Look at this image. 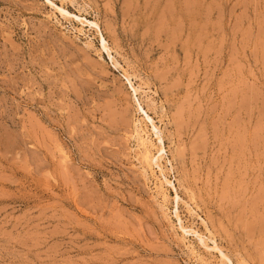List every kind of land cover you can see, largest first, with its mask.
<instances>
[{
	"label": "rangeland",
	"instance_id": "1",
	"mask_svg": "<svg viewBox=\"0 0 264 264\" xmlns=\"http://www.w3.org/2000/svg\"><path fill=\"white\" fill-rule=\"evenodd\" d=\"M230 262L264 264V0H0V264Z\"/></svg>",
	"mask_w": 264,
	"mask_h": 264
},
{
	"label": "bare ground",
	"instance_id": "2",
	"mask_svg": "<svg viewBox=\"0 0 264 264\" xmlns=\"http://www.w3.org/2000/svg\"><path fill=\"white\" fill-rule=\"evenodd\" d=\"M49 3L50 4H52L53 5V3H52V1H49ZM62 4V3H61ZM54 6H56V5H54ZM72 6V5H71ZM73 7V6H72ZM55 8V7H54ZM56 9L62 14V15H65V14H68V12L63 8V6L62 5H60L59 7H56ZM63 13H65V14H63ZM56 17V16H55ZM80 18V17H79ZM78 18V19H79ZM55 19V18H54ZM77 19V18H76ZM79 22L81 23V24H87V25H90V27L91 26H95V27H97V30L99 31V29H98V26H97V24L94 22V21H87V20H84V19H79ZM85 22V23H84ZM60 23V22H59ZM79 29V28H78ZM96 29V28H95ZM96 30V31H97ZM77 31V30H76ZM81 31V30H80ZM99 33V37H100V43H101V49L103 48V49H105V50H107V52H108V47L106 46L107 44H106V41H105V39H104V37H103V35L100 33V32H98ZM83 34V33H82ZM89 37V36H88ZM86 39V38H85ZM86 44V43H85ZM104 50V51H105ZM116 50V49H115ZM109 53V52H108ZM98 54V53H97ZM110 55V54H109ZM111 56V55H110ZM112 57V56H111ZM110 57V58H111ZM111 60V59H110ZM116 63V62H115ZM117 65V64H116ZM115 66V65H114ZM116 67V66H115ZM118 67V66H117ZM126 74V73H125ZM132 76V75H131ZM126 79H127V81H128V83H129V85H130V87L132 88V90H133V92L135 93V94H138V87H135V86H133V84H132V82L130 81V78H129V75H126V77H125ZM136 78V77H135ZM138 81V80H137ZM141 81H143L142 79H141ZM144 84V83H143ZM139 85V84H138ZM139 91H141L140 90V88H139ZM141 93H143V90H142V92ZM137 98V97H136ZM149 98V97H148ZM153 99V98H152ZM139 100V99H138ZM137 100V107H138V109H139V112L141 111L142 112V114L144 115V117L146 118V119H148L150 122H151V126H152V129L155 131L154 133H155V135H156V139H157V142H158V145H157V147L155 148L156 149V151H155V153H156V155H154V154H152L154 151H152V153H151V147H153V144H152V140L150 141L149 139H148V136H147V134L145 135V133H143V134H141L139 131H138V129H136V138H137V141H138V146L141 148V155H142V159L144 160V162H146V164L148 165V166H151L152 165V163H153V165L155 164L156 165V167H158V169L160 170V172L162 173V169H161V164H160V160L162 159V152H163V150H164V147H163V145H162V138H161V136H160V134H159V129H158V126L155 124V122H153L154 120H152V118L147 114V112H146V110L145 109H143L144 107H142V105H141V103L142 102H140V101H138ZM155 103V102H154ZM150 104V103H149ZM158 104V103H157ZM160 105V104H159ZM135 107V106H134ZM158 108V107H157ZM163 111V110H162ZM167 112V111H166ZM162 114V113H161ZM167 115V114H166ZM140 117V116H139ZM160 117V116H159ZM143 118V117H142ZM139 120H141V119H139ZM143 121H144V118L142 119ZM161 121V120H160ZM135 122V121H134ZM140 123V122H139ZM138 124V123H137ZM167 124V123H166ZM169 126V125H168ZM138 127V126H137ZM145 127V126H144ZM135 128V127H134ZM143 128V127H142ZM162 129H163V127H162ZM140 130H142V129H140ZM161 133V132H160ZM169 135V134H168ZM130 137V136H129ZM167 141V140H166ZM169 142V141H168ZM155 144V143H154ZM61 148V147H60ZM152 149H154V148H152ZM140 151V150H139ZM62 152V151H61ZM170 152V151H169ZM63 153V152H62ZM140 153V152H139ZM164 153V152H163ZM64 154V153H63ZM166 154V153H165ZM62 156H64V155H62ZM67 156V155H66ZM65 156V157H66ZM63 158V157H62ZM143 162V163H144ZM165 172V171H164ZM147 173V172H146ZM145 174V173H144ZM162 175V174H161ZM164 175V174H163ZM163 183L165 182V183H167V184H169V185H171L172 186V188H174V186H173V183L171 182V181H169V180H167V178H165V177H163ZM157 181V180H156ZM182 184H183V182H182ZM184 185V184H183ZM156 190V189H155ZM176 190V189H175ZM182 190V189H181ZM160 191V190H159ZM154 192V191H153ZM185 192H186V190H185ZM190 194V193H189ZM163 197L165 198V194L163 195ZM164 198H162V199H164ZM175 200H177L178 199V196H177V193L175 192ZM187 201V200H186ZM177 202V201H176ZM165 203V202H164ZM178 203V202H177ZM177 203L175 204V209H174V214H175V216H176V218L179 220V222H180V218H179V216H178V214H177ZM180 203V202H179ZM185 203V202H184ZM190 211V210H189ZM166 212V211H165ZM191 213V212H190ZM189 214V213H188ZM164 216V215H163ZM199 217V216H198ZM168 218V217H167ZM166 219V218H165ZM178 222V223H179ZM203 222V221H202ZM180 229H181V231H182V233L184 232V233H189V232H192L191 230H189V229H186V228H184V227H182L181 226V224H180ZM196 231V230H195ZM195 231H193L194 233H196ZM206 232V231H205ZM211 232V231H210ZM183 233V234H184ZM197 234V233H196ZM212 234V233H211ZM197 236H199V234L197 235ZM210 236V235H209ZM217 238V237H216ZM202 239V238H201ZM210 239V238H209ZM203 241V240H202ZM214 241V240H213ZM203 243V242H202ZM204 244H206V243H204ZM218 244V243H217ZM214 247H215V244H214ZM219 247V246H218ZM211 248V247H210ZM215 249L217 250V247H215ZM194 250V249H193ZM211 250V249H210ZM213 250V249H212ZM219 250V249H218ZM191 251V250H190ZM215 251V250H214ZM218 252H220V250L218 251ZM221 253V252H220ZM226 253V252H225ZM224 253H222V255H223ZM221 255V254H220ZM225 257H226V255H224ZM223 259H225V258H223ZM228 259V258H227ZM229 260V259H228ZM221 263V262H220ZM230 264H232L231 262H230Z\"/></svg>",
	"mask_w": 264,
	"mask_h": 264
}]
</instances>
